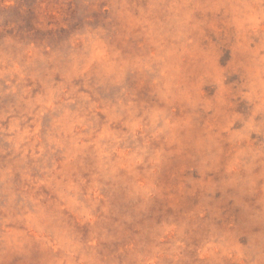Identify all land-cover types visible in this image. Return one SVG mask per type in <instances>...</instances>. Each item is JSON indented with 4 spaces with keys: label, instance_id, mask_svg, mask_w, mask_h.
Instances as JSON below:
<instances>
[{
    "label": "clouds",
    "instance_id": "1",
    "mask_svg": "<svg viewBox=\"0 0 264 264\" xmlns=\"http://www.w3.org/2000/svg\"><path fill=\"white\" fill-rule=\"evenodd\" d=\"M0 264H264V0H0Z\"/></svg>",
    "mask_w": 264,
    "mask_h": 264
}]
</instances>
